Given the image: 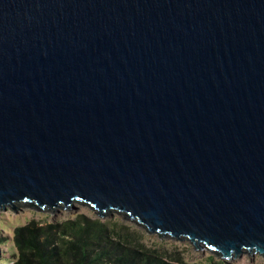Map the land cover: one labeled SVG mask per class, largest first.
<instances>
[{
	"label": "water",
	"instance_id": "obj_1",
	"mask_svg": "<svg viewBox=\"0 0 264 264\" xmlns=\"http://www.w3.org/2000/svg\"><path fill=\"white\" fill-rule=\"evenodd\" d=\"M79 206L264 258V0H0V212Z\"/></svg>",
	"mask_w": 264,
	"mask_h": 264
},
{
	"label": "trees",
	"instance_id": "obj_2",
	"mask_svg": "<svg viewBox=\"0 0 264 264\" xmlns=\"http://www.w3.org/2000/svg\"><path fill=\"white\" fill-rule=\"evenodd\" d=\"M147 241L144 231L116 218L78 215L45 224L31 220L13 231V264H185ZM208 263L214 264L213 257Z\"/></svg>",
	"mask_w": 264,
	"mask_h": 264
},
{
	"label": "rangeland",
	"instance_id": "obj_3",
	"mask_svg": "<svg viewBox=\"0 0 264 264\" xmlns=\"http://www.w3.org/2000/svg\"><path fill=\"white\" fill-rule=\"evenodd\" d=\"M78 215H82L90 219H98L93 212L85 207L80 206L76 211L59 210L54 215L29 209L18 210L16 213L10 210L0 212V264H13V255L16 252L13 245V231L16 227L24 226L31 220L36 221L40 224H45L46 222L51 223L64 221L70 218H74ZM108 218H116L123 224L133 226L132 224L123 221V219L117 215H113L112 217ZM133 227L140 231H143L135 226ZM146 239L148 240L147 244H155L157 248L161 247L165 249L166 251H168V253H170L171 256L182 259L185 264H209L208 257H213L214 264H219V262H224V264H264V258L257 255L249 256L247 254H242L239 258L227 262L218 259L205 251L196 252L188 243H181L178 241L167 239L161 240L158 239V237H156L155 235L147 234ZM8 261L10 262L8 263Z\"/></svg>",
	"mask_w": 264,
	"mask_h": 264
}]
</instances>
